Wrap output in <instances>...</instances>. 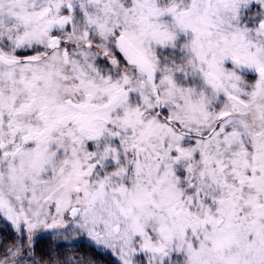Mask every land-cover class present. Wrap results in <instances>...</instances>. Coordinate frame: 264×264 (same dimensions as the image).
<instances>
[{"label": "snow or ice", "instance_id": "snow-or-ice-1", "mask_svg": "<svg viewBox=\"0 0 264 264\" xmlns=\"http://www.w3.org/2000/svg\"><path fill=\"white\" fill-rule=\"evenodd\" d=\"M0 264H264V0H0Z\"/></svg>", "mask_w": 264, "mask_h": 264}]
</instances>
